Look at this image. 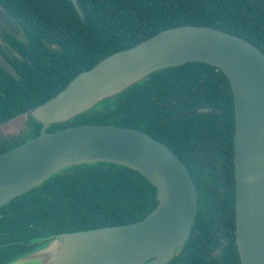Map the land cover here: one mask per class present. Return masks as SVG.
Segmentation results:
<instances>
[{
	"label": "trees",
	"instance_id": "16d2710c",
	"mask_svg": "<svg viewBox=\"0 0 264 264\" xmlns=\"http://www.w3.org/2000/svg\"><path fill=\"white\" fill-rule=\"evenodd\" d=\"M12 1L28 40L10 41L20 53L10 61L13 71L0 64V125L53 98L109 55L168 28H217L264 53V0H78L84 19L71 0ZM31 121L28 137L0 142V155L40 134L42 125ZM83 124L142 130L188 167L199 209L189 239L169 264H241L235 104L221 69L189 62L160 70L49 131ZM157 204V188L136 170L112 163L72 167L0 207V264L43 245L42 238L141 221Z\"/></svg>",
	"mask_w": 264,
	"mask_h": 264
},
{
	"label": "water",
	"instance_id": "95a60500",
	"mask_svg": "<svg viewBox=\"0 0 264 264\" xmlns=\"http://www.w3.org/2000/svg\"><path fill=\"white\" fill-rule=\"evenodd\" d=\"M85 18L78 0H71ZM0 24L15 20L0 11ZM204 62L228 77L235 104L236 244L241 264H264V53L251 42L208 26L180 25L117 51L79 73L56 96L30 110L38 136L0 155V207L75 166L112 163L140 172L158 204L143 220L39 239L15 264H169L190 237L197 188L181 158L142 130L55 124L102 108L151 74ZM6 65V63H4ZM211 109H201L209 111Z\"/></svg>",
	"mask_w": 264,
	"mask_h": 264
},
{
	"label": "flooded vegetation",
	"instance_id": "af4514ba",
	"mask_svg": "<svg viewBox=\"0 0 264 264\" xmlns=\"http://www.w3.org/2000/svg\"><path fill=\"white\" fill-rule=\"evenodd\" d=\"M13 2L12 0H0V11L12 16L17 27V30H15L11 24H0V64L10 71H13L10 61L14 60V56L20 57V53L10 44V41L16 40L25 43L28 40L23 30L25 22L16 14L15 10L18 9H16Z\"/></svg>",
	"mask_w": 264,
	"mask_h": 264
},
{
	"label": "rangeland",
	"instance_id": "374dc122",
	"mask_svg": "<svg viewBox=\"0 0 264 264\" xmlns=\"http://www.w3.org/2000/svg\"><path fill=\"white\" fill-rule=\"evenodd\" d=\"M31 131L32 121L28 115L24 114L18 116L7 123L0 125V142L6 139L13 140L28 137Z\"/></svg>",
	"mask_w": 264,
	"mask_h": 264
}]
</instances>
